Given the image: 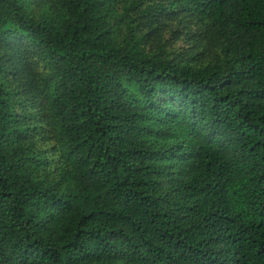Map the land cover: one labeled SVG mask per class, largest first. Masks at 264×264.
Masks as SVG:
<instances>
[{
    "label": "trees",
    "instance_id": "obj_1",
    "mask_svg": "<svg viewBox=\"0 0 264 264\" xmlns=\"http://www.w3.org/2000/svg\"><path fill=\"white\" fill-rule=\"evenodd\" d=\"M0 264H264V0H0Z\"/></svg>",
    "mask_w": 264,
    "mask_h": 264
}]
</instances>
